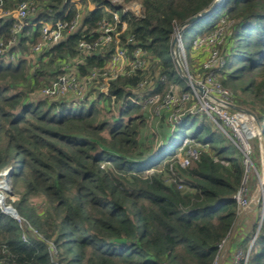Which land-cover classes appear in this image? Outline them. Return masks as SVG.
Returning <instances> with one entry per match:
<instances>
[{"label":"trees","instance_id":"16d2710c","mask_svg":"<svg viewBox=\"0 0 264 264\" xmlns=\"http://www.w3.org/2000/svg\"><path fill=\"white\" fill-rule=\"evenodd\" d=\"M21 1L4 0L6 7ZM32 1L37 5L32 21L54 20L66 8L63 0ZM214 2L141 0L140 18L123 15L150 65L112 82L110 93L118 100L129 96L155 69L165 83L184 87L171 57L173 34ZM92 4L97 9L47 52V61L34 68L21 58L15 64L0 61V173L8 171L7 183L18 198L11 206L54 245L57 264H214L238 218L234 195L244 168L240 153L206 117H186L164 145L152 148L139 141L140 105L129 103L116 119L100 110L104 98L98 94L90 104L28 99L56 79L62 63L77 55L80 40L97 36L108 18L101 6H110V0ZM221 18L229 22L221 83L254 111L264 138V0H221L181 37L190 28L194 38L206 36ZM11 29L10 21L0 20L5 43ZM37 41L38 31L26 28L10 52L23 54ZM107 59L108 53L88 57L81 74L102 68ZM165 89L158 81L153 93ZM188 137L207 149L198 150L184 170L177 163L185 179L166 183L158 167L169 172L168 160ZM34 198L43 203L41 211L30 204ZM21 235L17 222L0 212V264H52L45 242L29 237L24 243ZM249 264H264V228Z\"/></svg>","mask_w":264,"mask_h":264},{"label":"built area","instance_id":"2783aa9c","mask_svg":"<svg viewBox=\"0 0 264 264\" xmlns=\"http://www.w3.org/2000/svg\"><path fill=\"white\" fill-rule=\"evenodd\" d=\"M63 3L66 8L62 11V16L51 21L40 20L37 22L31 20L37 9L34 1L22 0L13 6L6 7L4 0H0V20L12 23V34L9 41L5 43L0 39V61L15 64L20 58L24 59L19 51L10 52V49L17 44L19 34L29 28L32 31H38V41L31 46L27 58V61L34 68L41 59L47 61V52L63 42L68 35L76 33L81 26L83 18L97 9L92 4V0H63ZM101 9L107 14L108 18L102 20L96 31L97 36L93 37L92 33H89L87 38L80 40L77 46V55L62 63L60 73L56 79L35 91L32 101L43 99L47 101H63L74 105L78 103L90 104L96 99V94H98L104 98L103 101H100V104L108 108L116 119L120 117L129 103L140 105L137 102L138 100H132L131 96L118 100L114 94L110 93V88L112 82L122 76H129L137 71L145 72L148 70L150 58L145 51L137 46L134 34L129 31L128 23L122 18L127 13L135 19L140 18L141 5L118 7L110 2V6H101ZM71 11L74 12V17L68 21L66 18ZM180 29L176 30L172 37L173 39L175 36V45H177L175 46V52H177L181 44L182 30ZM220 34L221 32L219 31L212 32L208 37L201 39L205 46L211 47L210 62L206 66L209 71L206 74L205 84L213 83L216 79L217 72L211 71L210 68H212L211 64L216 63L217 52H215V48L221 40ZM105 53H108V59L102 68H91L85 75L81 74L80 68L85 66V60L88 57L103 56ZM151 83L148 81V76H145L137 88L148 87ZM210 86L209 91L216 94L219 99L215 98L214 102L210 103L208 94L202 97V110L211 115V122L230 139L225 129L239 133L235 128L242 123L241 120L244 121L245 117L249 115H240V113L228 114L227 108L231 105V94L219 85L212 86L210 84ZM156 94L152 93L151 95L155 97ZM186 145L187 143H185L184 147ZM198 154L199 151L188 152L179 160V165L182 168L189 166L190 163L198 158ZM243 154H248V149L243 148ZM5 173H7V170L2 171L0 175ZM241 186L234 195L237 213H240L249 205L248 190ZM6 199L2 198L0 201V212L17 222L22 230V242L28 243L29 237L45 242L51 263L57 264V252L54 245L49 241H45L36 229L32 228L25 219L18 215L16 210L6 202ZM224 242L219 245V249H221Z\"/></svg>","mask_w":264,"mask_h":264},{"label":"rangeland","instance_id":"374dc122","mask_svg":"<svg viewBox=\"0 0 264 264\" xmlns=\"http://www.w3.org/2000/svg\"><path fill=\"white\" fill-rule=\"evenodd\" d=\"M110 2L118 7L141 5V0H110ZM228 26L229 22H227L225 18H221L218 22L217 28L213 31L221 32V40L215 48V52H217L216 63L213 59H211L215 64H211L212 68H210V70L217 72L216 79L213 83L205 84L206 74L209 71L206 66L210 62L211 47L205 46L201 41V39L208 37L211 33L206 36L194 38V32L190 28L184 30L180 48L177 52H175L174 63L178 75L183 80L184 87L179 84L165 83L164 77L160 76L158 69H155L150 70V74H147L148 81L152 83L145 88H133L130 91L131 94L129 96H131L132 100H138L137 102L140 104V110L135 112L136 116H142L143 120V126L139 129V141L154 148L160 143L165 144V137L171 135L178 124H180L186 117H206L208 122L213 124L210 119L211 115H208L204 110H202L201 99L202 97L207 96V94L209 95L208 100L210 103L214 102L215 98H217L216 94L209 91L211 87L210 84L212 86L219 85L221 88L228 91L231 94L230 100L232 105V107L230 106L227 108L228 114L234 115L235 113H240V115H249L248 117H245L244 121L241 120L242 123L235 128V130L237 129L239 133H235L232 129V131H229L226 128L225 132L228 134L230 139L226 138L225 135L224 136L236 148L235 152H238L241 155V163L244 168V176L241 182V187L248 190L250 203L252 196L261 186L262 178H264V149L261 147L262 143H260V133L257 128V124L259 125V123L257 118L255 121L254 117H256V115L254 111L248 105H241L240 101L243 100V97L238 95L236 96L231 89L224 87L221 83V73L219 70L225 64V48L229 36ZM13 47L14 46H12L11 49ZM30 50L31 47H29L25 53L21 54L22 58L26 61ZM220 63H222V65H220ZM3 64L7 63L4 62ZM158 81H160L162 85H166L167 89H165L163 94L157 93L155 97H152L153 95L151 94L153 93L154 87ZM34 93L35 92H31L28 99L31 100L32 97H34ZM95 98H97V96ZM102 106V104L99 106L102 112L108 111L109 114L113 116V113L110 112L108 108L105 106H103V108ZM109 114L108 117L110 116ZM251 121L252 123H250ZM185 143H187V145L184 147ZM202 147L203 149H207V145L201 146L189 137L183 139L180 143L176 156L168 160L170 164V169H168L169 172H166L163 168V164L158 167L159 173L163 175L164 181L169 183L176 177L185 179L186 176L182 173V170L178 168L177 163L181 158L188 154V152H198V150L202 149ZM243 148L248 149V154H243ZM191 165L192 163L183 168V170ZM225 165L227 164L225 163ZM153 171L154 170H148L147 174H151ZM7 186L10 190L8 183ZM180 188L181 190H186L185 187ZM5 196L7 197L6 202L10 205V202H15L18 199L17 197H14L12 193L8 195L6 194ZM30 204L37 208L38 211L42 210L43 203L40 199L34 198L30 200ZM241 212H244L242 218L234 224L227 237L228 239L232 235L228 247L221 254V249L227 241L226 239L224 244L221 246V249L218 251L214 264H249V257L254 241L262 228H264V187H262V193L256 208L248 212H245L244 209ZM241 212L238 214L240 215Z\"/></svg>","mask_w":264,"mask_h":264},{"label":"water","instance_id":"95a60500","mask_svg":"<svg viewBox=\"0 0 264 264\" xmlns=\"http://www.w3.org/2000/svg\"><path fill=\"white\" fill-rule=\"evenodd\" d=\"M221 0H215V2L213 3V5L206 11L202 12V13H199L197 14L196 16L192 17L191 19H189L182 27L180 30H183L184 28H186L187 26L193 24L194 22L200 20L201 18H203L204 16H206L207 14H209L215 7H217L219 4H220ZM175 38L172 39V42H171V57L172 59L174 60L175 62ZM232 107V105H229V107ZM241 110V109H240ZM255 118V121H256V117ZM257 128L259 130V133H260V143L261 144V147L262 149H264V139H262V133H261V130H260V127L259 125L257 124ZM8 173V171H7ZM7 173H5L4 175L6 176ZM5 185H6V191L8 194H11L8 186H7V182H6V178H5ZM262 187H264V178H262V183H261V186L258 190H256L255 194L252 196L251 198V201L248 205V207L245 209V212H248V211H251V210H254L258 204V201H259V198L261 196V193H262ZM244 212H241V214L238 216L236 222H238L241 218H242V215H243ZM231 237L232 235L227 239V241L225 242L223 248L221 249V254L226 250V248L228 247L230 241H231ZM216 264H219V263H216Z\"/></svg>","mask_w":264,"mask_h":264},{"label":"bare ground","instance_id":"6f19581e","mask_svg":"<svg viewBox=\"0 0 264 264\" xmlns=\"http://www.w3.org/2000/svg\"><path fill=\"white\" fill-rule=\"evenodd\" d=\"M5 178H6V176L4 174L0 175V201L2 198H7L5 196L6 194L8 195V193L6 191Z\"/></svg>","mask_w":264,"mask_h":264}]
</instances>
